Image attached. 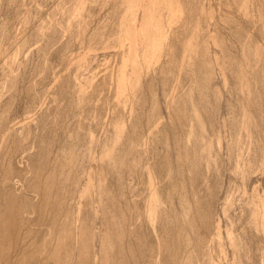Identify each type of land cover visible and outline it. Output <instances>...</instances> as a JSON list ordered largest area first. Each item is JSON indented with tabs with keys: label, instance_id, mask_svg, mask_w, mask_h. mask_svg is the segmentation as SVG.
<instances>
[{
	"label": "bare ground",
	"instance_id": "1",
	"mask_svg": "<svg viewBox=\"0 0 264 264\" xmlns=\"http://www.w3.org/2000/svg\"><path fill=\"white\" fill-rule=\"evenodd\" d=\"M100 1L57 0L38 18L28 77L18 73L26 32L0 45V264H264V54L252 43L254 18L256 47L238 45L237 62L224 52L231 41L218 45L226 34H214L218 3L212 23L204 0H115L113 20L95 25ZM237 1L247 15L250 0ZM14 88L26 90L16 106ZM226 176L245 195L239 214Z\"/></svg>",
	"mask_w": 264,
	"mask_h": 264
},
{
	"label": "rangeland",
	"instance_id": "2",
	"mask_svg": "<svg viewBox=\"0 0 264 264\" xmlns=\"http://www.w3.org/2000/svg\"><path fill=\"white\" fill-rule=\"evenodd\" d=\"M44 1H45V2H44ZM48 1H49V2H48ZM48 1H46V0H36V1H35V0H33V1H32V0H16V1H15V0H14V1H12V0H9V1H8V0H0V27H3V28H0V37L2 36V37L0 38V40H1L0 45L3 46L2 48L6 51V49H7L6 47H8V48H10V47H11V48H12V47H15V45L13 46V44H15L14 42H15L16 40H18L19 36H21V34H23L24 31L26 32V33H25V36L27 35L26 37H28L29 41H31V42H30L31 44H30L29 42L27 43V45H28L27 47H28L29 50L27 49L28 51L26 50V53L28 52V54L32 55L34 60L32 59V56H30V55L27 54L26 59H28V58H29V59H28V61H26V62H28L27 64H28L29 68L27 67V64H26V63H25V64H26V68H25V66H24V65H25L24 62H22L23 64H21L22 68H21V66L18 68L19 64H17L18 73L21 74V77H22V78L25 77V74H24V73H26V76H27V77L29 76L28 74H32V73H31L32 71H30V70H32V68H33L34 65H35L34 63H36V61H37L36 55L34 56V54H33V49H32V48H34V46L37 44V43H36V44L33 43V41H35V37H34V34L32 33V30L35 28L34 26H36V25L40 22V20L38 21V18L41 19V18H42L41 16H43V14H44L43 17H47L49 11L52 9V6H54V5L56 4V2H57V0H48ZM55 1H56V2H55ZM102 1H103V2H102ZM104 1H105V2H104ZM107 1H108V3H107ZM194 1L197 2V0H194ZM200 1H201V2H200ZM200 1H198L196 4L199 5L200 3L203 2L202 0H200ZM215 1H216V4H215ZM223 1H224V0H220V2H219V0H214V1L212 0V2L214 3V4H213V3H210L211 0H208V1H207V0H204V2L206 3V7H207V6L210 7V8L207 7V10H208V8H209L208 12H209L210 10L212 11V12H210L211 15H208V16L211 17V18L209 19V21H210L211 19L214 18L213 20H214V22H215V19H216L218 16L220 17V15H221V17H222V16H225V18H226V16L229 17V15H230V18H231V19H232V18L235 19V21H234L233 19H232L233 21H232V20H231V21H230V20H226L224 17H222V18L226 21V22L223 21V23L225 22V25H224L223 23H221L222 21L219 20V17H218V19H216V25H217V26L215 25V23H213V21H210V22H212V23L214 24V25H212V26H215V28H216V27H219V28H220L218 31L216 30V31H217V32H216L215 29H214V27L211 26V28H213V30H212V29L210 30V27H208V26L211 25L212 23L209 22V23H210V24H209V23L207 22V21H208V18H209V17H207V20H206V21H205V19H203V20L205 21V23H207L206 25L204 24V21H202L203 24H204V31L206 30V29H205V26H206V28L209 29V31H207L208 33H211L212 31H213V32L215 31L214 34H215V33H218V34L221 33V35H222V32H223L224 35L226 34V35H225L226 37H225L224 35H222V36L225 37V38L222 37V38L224 39V41H223V39L221 38V35H219V37L221 38V39H219V37H218L219 42H220V40H221V42L223 41L224 43H221V42H220L221 44L218 43V45H220V46H222V45L225 46V43H228V42L231 41V42L229 43V47H231V48L228 47V48H229V50H228V49H227L228 44H227V45L225 46V47H226L225 49H227V51L224 50V52L227 53L228 51H231V52L234 54L233 51H235V55H234V56H236V54L238 55V56L236 57V58H237V59H236L237 62H240L241 60L244 61V58L242 59L243 54H242V56L240 55V53H241L240 51H242L243 48H245L244 51H245L246 53H248L247 51H250V52H251V50H252L251 53H253V49L256 47V46H254V45L257 44V43L259 44L258 46L262 48V50H263V54H264V46H263V45H264V41H262L263 38H264V37H263V36H264V34H263V32H264V28H263V27H264V26L261 28L263 32L260 30V27H261L262 25H264V24H262V23H264V18H263L264 16L262 17L263 19H261L262 14H264V13H263L264 11L262 12V9H263V7H264V0H261V3H262L263 6L261 5V3H259V0H255L256 3H257V5H255V4H256V3H254L255 1L252 2V0H250L251 3L249 2V9H248V10H249V13H248V12L246 13V14H247V15H245L246 18H247V17H248V18H249V17L251 18V16H252L253 14L256 15V14H258V12L260 11L258 15H256V16H255V15L252 16L251 19H250V18H249V19H248V18L245 19V16H243V15L245 14L244 11H246V10L241 11L242 14L244 13L243 15L240 14V10H242V9H239L241 6H238V3H236V2H238L237 0H230L231 3H230V1L228 2L227 0H225L224 2H223ZM234 1H235V2H234ZM2 2H3V3H2ZM9 2H10V3H9ZM21 2H23V3H21ZM37 2H38V3H37ZM39 2H41V3H39ZM47 2H48V3H47ZM54 2H55V4H54ZM199 2H200V3H199ZM204 2H203V3H204ZM222 2H223V3H222ZM232 2H234V3H232ZM1 3H2V4H1ZM16 3H17V4H16ZM31 3H32V4H31ZM43 3H45L46 6H45V4H44V6H43ZM109 3H110V4H109ZM114 3H115V0H113V1H112V0H110V1H109V0H101L100 2H97V3L95 4V5H96V6H95V9H94V10H95V11H94L95 13L93 12V13H94V16H95V17H93V18H94L93 21H95V22H93V23H94V24L96 23L95 25H98V23H102V22H103L102 19H104V20L106 21V19H105V18H106V14L109 13V12H110L109 14H111V12H112V10H113V8H114V7H113V6H114V5H113ZM217 3L220 4V5H218V6H219L218 9H219V8L221 9V12H219V13H220L219 15L217 14V12L214 14L215 9H217ZM225 3H227V4L229 3L230 5L232 4V5L234 6L233 8H235V5H236V8H238L239 13H238V10H236V8H235L234 10H232V12H231V9H233V8L230 7V8H231V9H230V8H229L230 5H227V4H226V6H227L229 9L226 8V7L223 5V4H225ZM252 3H253V4H252ZM9 4H10V5H9ZM18 4H19V5H18ZM21 4H23V5H21ZM29 4H30L31 6H30ZM38 4H39V5H38ZM105 4H107L108 7L105 6ZM194 4H195V3H194ZM196 4H195V6H196ZM210 4H211L212 6H210ZM251 4H252V5H251ZM25 5H27V6H25ZM213 5H214V8H215V9L213 8ZM215 5H216V6H215ZM232 5H231V6H232ZM239 5H240V4H239ZM254 5H255V7H253ZM260 5H261V7H260ZM3 6H4V7H3ZM18 6H19V7H18ZM20 6L22 7V9H21ZM29 6H30V7H29ZM32 6H33V7H32ZM111 6L113 7L112 10H111ZM199 6H200V8H201L202 4H200ZM199 6H197V7H199ZM220 6H221V7H220ZM250 6H251V7H250ZM1 7H3V8H1ZM11 7H12V8H11ZM27 7H28V8H27ZM35 7H36V8H35ZM50 7H51V9H49ZM197 7H196V8H197ZM224 7H225V8H224ZM4 8H5V10H4ZM7 8H8V9H7ZM18 8H19V9H18ZM102 8H103V9H102ZM212 8L214 9V11H213ZM252 8H254V10H252ZM255 8H256L257 10H256ZM24 9H25V10H24ZM37 9H39V10H37ZM109 9H110L111 11H110ZM220 9H219V10H220ZM223 9H226V10H225L226 13H227V11H228V15H227L225 12H223V11H224ZM243 9H244V8H243ZM258 9H259V10H258ZM10 10H11V11H10ZM14 10H15V11H14ZM32 10H33V11H32ZM35 10H36L37 12H36ZM48 10H49V11H48ZM98 10H99V11H98ZM108 10H109V11H108ZM197 10H198V11H197ZM251 10H252V12H251ZM263 10H264V9H263ZM19 11H20V12H19ZM44 11H45V12H44ZM97 11L99 12V14H98ZM100 11H102V12H100ZM107 11H108V12H107ZM195 11H197V12L199 13L201 10L199 11V9H196V10L194 9V13H193V14L197 16L198 13L195 14ZM216 11H218V10H216ZM229 11H230V12H229ZM233 11H235V12L237 11V12H236V15H235V13H234ZM253 11H255V12L257 11V13H254ZM7 12H8L9 14H7ZM18 12H19V13H18ZM21 12H22V13L24 12V13L22 14ZM30 12H32V13H30ZM250 12H251V14H250ZM261 12H262V13H261ZM39 13H40V14H39ZM104 13H105V14H104ZM222 13H224L225 15H224V14L222 15ZM230 13H232V14L234 13L235 16H231L232 14H230ZM18 14H19V15H18ZM20 14H21L22 16H21ZM30 14H31V16H30ZM33 14H34V15H33ZM36 14H37V15H36ZM95 14H96V15H95ZM109 14H107V16H108L107 18L110 19V20H113L112 16L109 17ZM112 14H113V13H112ZM237 14H238L239 16H241V18H240ZM248 14H249L250 16H249ZM5 15H6V16H5ZM104 15H105V16H104ZM198 15H199V14H198ZM215 15H216V16H215ZM217 15H218V16H217ZM260 15H261V16H260ZM1 16H2V18H1ZM3 16H4V17H3ZM9 16H10L11 18H10ZM19 16H21V17H19ZM25 16H26V17H25ZM27 16H28V18H27ZM38 16H39V17H38ZM33 17H36V18H33ZM40 17H41V18H40ZM215 17H216V18H215ZM256 17H257V18H256ZM6 18L8 19V21H7ZM17 18H18V19H17ZM98 18H99V19H98ZM230 18H229V19H230ZM239 18H240L241 20H240ZM242 18H243V19H242ZM253 18H254V19H253ZM2 19H3V20H2ZM9 19H12V20H9ZM19 19H20V20H19ZM32 19H33V20H32ZM227 19H228V18H227ZM252 19H253L254 21H252ZM257 19H258V20H257ZM260 19H261V22H259ZM5 20L7 21V24H5V23H6ZM14 20H15V22H14ZM16 20H17L18 22H16ZM29 20H30V21H29ZM217 20H218V22H220L219 24L217 23ZM236 20H238V21L240 20V22H241L242 20H244V21H245V20H246V21L248 20V21H247L248 24L245 23L244 21H242V23H244V25H246V26L249 25L250 28L244 26L242 23H240V24H241V26H240V24L238 23V21L236 22ZM255 20H257V21H255ZM100 21H102V22H100ZM105 21H104V22H105ZM227 21H228V22H227ZM250 21H252L251 23L253 24L254 27H255V25L257 24V25H256V26H257L256 28L259 29L260 33H262L261 35H263V36H260V35H259L260 33H259V31L257 32V30H256V31H252V33L254 32L253 34L251 33L252 35L249 34V31H250V30H255V29H256V28L254 29V27H252V24L250 23ZM262 21H263V22H262ZM1 22H2V24H1ZM4 22H5V23H4ZM11 22H13V23H11ZM27 22H29V23H27ZM35 22H36V23H35ZM97 22H98V23H97ZM229 22H230L231 24H233L232 22H234V23L236 22V23L234 24V26H233V25L231 26V25L228 24ZM253 22H254L255 24H254ZM8 23H11V24H9L10 27H6V26L8 25ZM26 23H27V24H26ZM258 23H259V24H258ZM4 24H5V25H4ZM29 24H30V26H29ZM31 24H32V25H31ZM226 24H227L228 26H226ZM236 24L239 25L238 28H240V27H242V28H240V29L236 28V26H237ZM14 25H15V26H14ZM27 25H28V26H27ZM207 25H208V26H207ZM222 25L224 26V28L221 29V27H223ZM235 25H236V26H235ZM12 26H13V28H14V27H15V28L12 29ZM17 26H18V27H17ZM93 26H94V25H93ZM225 26H226V28H227V27H228V28L225 29ZM259 26H260V27H259ZM33 27H34V28H33ZM231 27H232V28H231ZM234 27H235V28H234ZM23 28H24V29H23ZM230 28H231V30L234 28V30L236 29L235 31H239V32H241V33H243V32L245 31L244 29L248 28L249 30L246 29V31L244 32V33H247V30H248V34H246V35H245L244 33H243V34L245 35L246 38L248 37V39H249V36H248V35H251L252 37H254V39H253L252 37H250V38H252V39L254 40V42H252V43H254V45H253L252 43H250V41H251L252 39H251V40L249 39V41L246 39V40H247V41H246L245 38H244V36H243V34H242V37L240 38V34H241V33L238 34V33H234L235 31H234V32L232 31L235 35H236V34L239 35V38H238V40H237L236 38H237L238 36L236 35V37H234L233 33H232V32H231V33L229 32V31H231V30H229ZM251 28H252V29H251ZM3 29H4V30H3ZM103 29H104V28H103ZM106 29H108V26H107ZM106 29H104V30H106ZM242 29H243L244 31H241ZM16 30H17V32H16ZM29 30H31V31H29ZM224 31H225V32H224ZM8 32H9V34H8ZM14 32H15V33H14ZM30 32H31L32 34H31ZM213 32H212V34H213ZM250 32H251V31H250ZM227 33H230V34H232V35H230V34L227 35ZM257 33H258V34H257ZM12 34H13V35H12ZM28 34H29L30 36H29ZM7 35H9V36H7ZM15 35H16V36H15ZM31 35H32V36H31ZM229 35H230L233 39H232ZM253 35H255L256 37L253 36ZM3 36L6 38V40H5V38H4ZM6 36H7V37H6ZM257 36H258V37H257ZM9 37H10V38H9ZM14 37H15V38H14ZM17 37H18V38H17ZM227 37L231 38L232 40L230 39V40L228 41L227 39H229V38H227ZM260 37H261V39H260ZM243 38H244L245 41L242 40ZM256 38H257L258 40L260 39V42H259V41H255ZM2 39H3L4 41H3ZM13 39H14V40H13ZM32 39H33V40H32ZM59 39H61V41H62V40L64 41V40H66V36H65L63 39H62V37L59 38ZM59 39L56 40V43H58V44H59V43L62 44V42L59 41ZM225 39H226V40H225ZM239 39H240V41H239ZM257 39H256V40H257ZM236 40H237V42H236ZM253 40H252V41H253ZM74 41H75L76 43H75ZM225 41H227V42H225ZM232 41H234V42L237 43V44L235 43L237 46L235 45V46H236V49H234V50H233V48H235V47H232V46H234V45L230 46L231 43L234 44V42H232ZM241 41H242V42H241ZM3 42H4V44H3ZM217 42H218V41H217ZM238 42H239L240 44H239ZM243 42H247L246 44L248 45V50H247V47H246V46L244 47V45H246V44L243 43ZM248 42H249L251 45L248 44ZM255 42H256V43H255ZM261 42H262V43H261ZM10 43H11V44H10ZM56 43H55L54 45H55V46L57 45V47H58L60 44L58 45V44H56ZM74 43H75V44H74ZM211 43H212V41H211ZM211 43H210V44H211ZM241 43L244 44V45L242 46L243 48H242V47H239V48H240V50H239L238 45L241 46V45H242ZM72 44H73V45H72ZM72 44H71L72 47H73V48L75 47L74 49L77 48L76 50H74V51L77 52V51L79 50L78 47H80V45H81L80 42L78 43V42L76 41V39H75V40L73 39ZM79 44H80V45H79ZM214 44H216V46H217L218 48L220 47V46L217 45V43L214 42ZM214 44L212 43L211 46H212V47L215 46ZM6 45H8V46H6ZM10 45H12V46H10ZM29 45H30V46H29ZM54 45H53V47H55ZM71 45H70V46H71ZM249 45H250V46H249ZM60 46H61V45H60ZM251 46L254 47V48L252 49ZM4 47H5V48H4ZM30 47H32V48H30ZM220 48H221V47H220ZM237 48H238V52L236 51ZM241 48H242V49H241ZM249 48H250V49H249ZM31 49H32V50H31ZM8 50H9V49H8ZM30 51H32V52L30 53ZM231 52H230V53H231ZM239 52H240V53H239ZM242 52H243V51H242ZM228 53H229V52H228ZM228 53H227V54H228ZM230 53H229V54H230ZM232 53H231V54H232ZM229 54H228V55H229ZM245 55H246V54H245ZM23 56H24V53L22 54V57H23ZM28 56H29V57H28ZM52 56H53V58H55V57H56V54L54 53V54H52ZM240 56H241V58H240ZM246 56H247V55H246ZM238 57H239V58H238ZM250 58H251L252 61L255 60L254 63H256V65L261 63V65L263 66L264 63H262V62H260L259 60H257L258 58L260 59V57L254 56V54H253V55L250 56ZM253 58H254V59H253ZM263 58H264V57H263ZM263 58H261L260 60H261V61H264ZM31 59H32V61H31ZM240 59H241V60H240ZM262 59H263V60H262ZM35 60H36V61H35ZM239 60H240V61H239ZM29 61H30V63H29ZM33 61H35V62H33ZM32 62H33V64H32ZM54 62H57V61L54 60ZM257 62H260V63H257ZM55 64H57V63H55ZM236 64H237L236 66H238L239 63H236ZM23 66H24V67H23ZM30 66H31L32 68H31ZM259 66H260V65H259ZM259 66H258V68H261V67H262V66H260V67H259ZM57 67H58V66H57ZM17 68H16V71H17ZM23 68H25L26 70L24 69V71H22ZM58 68H59V67H58ZM27 69H28L30 72H29ZM229 70H230V69H227V71H229ZM236 70H237V68H236ZM238 70H239V67H238ZM238 70H237V74L235 73V75H234L235 77H236V75H239ZM27 71H28V72H27ZM230 72H231V71L227 72V73H229L228 76L230 75L229 78H231V79L229 80L230 83L228 82V84H233L234 80H233V82H232V79L234 78V76H233V73H230ZM235 72H236V71H235ZM231 74H232V75H231ZM0 75H1V76H0V78H1V77H2L1 71H0ZM253 75H254V73H253ZM231 76H232L233 78H232ZM2 82H3V81H2ZM2 82L0 81V83H2ZM20 82H21V83H20ZM22 82L25 83V82L20 78V81H19V85H18V87L22 88V90H23V86H26V83H25V85H24ZM231 82H232V83H231ZM258 84H259L260 87L262 88V85H261L262 83H261V82H260V83H259V82H255V81L252 82V86H253V87H254V85H257V86L259 87ZM233 85H234V87H233ZM233 85H232L231 87H228V91L230 90L229 88H232V87H233V89H236V88H235V84H233ZM236 85H237V84H236ZM228 86H230V85H228ZM20 88H18V89H17V88H16V89L14 88L15 91L17 90L16 93H15L14 91H12V92L15 94V96H16V98H14V100H15V99H16V100H15V101H12V102H13V106L19 105V104L22 102L21 100H23V98H24L25 95H26V92H25L26 90L22 91V90H20ZM4 90H5V88H4ZM6 90H7V88H6ZM6 90H5V92L7 93L8 90H7V91H6ZM20 91H22V93H21ZM228 91H227V93H228ZM18 92L20 93L19 95H18ZM8 93H9V92H8ZM8 93H7V94H8ZM231 93H232V95H233V93H234V97H235V98L238 97V96H237V97L235 96V95L237 94L236 90H234V92H233V91H232V92L229 91V95H231ZM24 94H25V95H24ZM263 94H264V93H263ZM21 95H23V96L20 98L19 96H21ZM237 95H238V94H237ZM15 96H14V97H15ZM235 98H234V99H235ZM17 99H18V100H17ZM263 99H264V98H263ZM235 100H236V99H235ZM17 101H18V102H17ZM19 101H20V102H19ZM263 101H264V100H263ZM263 104H264V102H263ZM38 130H39V129H38ZM227 174H228V173H227ZM226 177H227V176H226ZM227 179H228V177L225 178L224 183L226 184V183H228V182L232 179V182L230 181V183H232V184H230V185H232V188L236 189V190H233V189H232L233 194H234V195L236 194V195H235V201H234V202H236L238 199H241V200H242L243 198H245V195L242 194V193H243V190H241V194H242V195L240 194V192H235V191H237L239 188H238L237 186H235L236 184L233 183V180H234V179L231 178L230 180H228V182L226 181ZM234 182H235V180H234ZM237 188H238V189H237ZM239 191H240V190H239ZM236 196L239 197V198H237ZM241 196H242V197H241ZM238 201L240 202V204L238 203L239 205H238V204L236 205V204L234 203L233 206H232V208H231V210H230V212H231L232 210H234V211H232V212H235L236 210H238V211L240 210V213H241V209H240V207H238V206H241V204L244 202V200H242V203H241L240 200H238ZM238 201H237V202H238ZM237 202H236V203H237ZM234 205H235V206H234ZM233 207H236V208H233ZM238 208H239V209H238ZM235 209H236V210H235ZM238 211H236L237 214H239Z\"/></svg>",
	"mask_w": 264,
	"mask_h": 264
}]
</instances>
